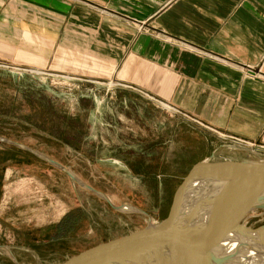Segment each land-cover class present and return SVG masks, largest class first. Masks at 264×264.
<instances>
[{"label": "rangeland", "instance_id": "rangeland-1", "mask_svg": "<svg viewBox=\"0 0 264 264\" xmlns=\"http://www.w3.org/2000/svg\"><path fill=\"white\" fill-rule=\"evenodd\" d=\"M121 88L0 61V264H64L162 220L200 160L264 161L237 138L205 132L208 147L197 126L184 146L179 113ZM244 223L264 226V211Z\"/></svg>", "mask_w": 264, "mask_h": 264}, {"label": "crops", "instance_id": "crops-1", "mask_svg": "<svg viewBox=\"0 0 264 264\" xmlns=\"http://www.w3.org/2000/svg\"><path fill=\"white\" fill-rule=\"evenodd\" d=\"M0 61L119 80L179 113L184 146L197 126L264 155V0H0Z\"/></svg>", "mask_w": 264, "mask_h": 264}, {"label": "water", "instance_id": "water-1", "mask_svg": "<svg viewBox=\"0 0 264 264\" xmlns=\"http://www.w3.org/2000/svg\"><path fill=\"white\" fill-rule=\"evenodd\" d=\"M222 184L207 212L189 213L191 188L197 183ZM264 211V161L211 160L194 163L172 195L160 221L90 250L64 264H224L220 252L236 232L264 234V226L244 223L254 210Z\"/></svg>", "mask_w": 264, "mask_h": 264}, {"label": "bare ground", "instance_id": "bare-ground-1", "mask_svg": "<svg viewBox=\"0 0 264 264\" xmlns=\"http://www.w3.org/2000/svg\"><path fill=\"white\" fill-rule=\"evenodd\" d=\"M221 189L222 184L217 182L195 184L185 196L187 199L189 194L194 193L185 209L193 214L207 212L213 199L220 195ZM220 250L230 256L229 259L225 258L224 264H264V234L236 232Z\"/></svg>", "mask_w": 264, "mask_h": 264}, {"label": "trees", "instance_id": "trees-1", "mask_svg": "<svg viewBox=\"0 0 264 264\" xmlns=\"http://www.w3.org/2000/svg\"><path fill=\"white\" fill-rule=\"evenodd\" d=\"M69 219H71V218H68V216H67V217H65L64 220H61V221L57 224L56 229H57V230L62 229V228L64 227V225L67 224V222H68ZM74 222H75V220L72 222V224H71L72 226H73Z\"/></svg>", "mask_w": 264, "mask_h": 264}]
</instances>
